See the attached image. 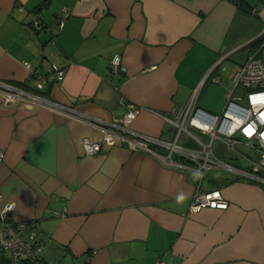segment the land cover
I'll return each mask as SVG.
<instances>
[{
    "label": "crops",
    "instance_id": "crops-1",
    "mask_svg": "<svg viewBox=\"0 0 264 264\" xmlns=\"http://www.w3.org/2000/svg\"><path fill=\"white\" fill-rule=\"evenodd\" d=\"M257 18L231 0H0V81L34 91L23 62L43 71L55 61L64 77L42 96L93 122L121 119L134 104L131 130L172 141L166 119L201 83L197 107L220 115L213 109L264 35ZM115 53L124 72L110 70ZM84 117L0 95V194L16 203L10 219L25 223L21 236L42 245L44 262L264 264V183L210 168L201 189H220L229 205L192 213L196 172L125 144L86 155L82 140L102 131Z\"/></svg>",
    "mask_w": 264,
    "mask_h": 264
},
{
    "label": "built area",
    "instance_id": "built-area-1",
    "mask_svg": "<svg viewBox=\"0 0 264 264\" xmlns=\"http://www.w3.org/2000/svg\"><path fill=\"white\" fill-rule=\"evenodd\" d=\"M34 26L41 28L40 21H35ZM23 65L31 74L34 91L0 81V95L22 106L45 107L83 121L82 117L85 115L79 110L58 104L41 95V91L49 82H59L63 79L64 68L59 63L50 62L49 67L43 71H38L28 62H23ZM110 70L112 73L125 71L117 53L110 59ZM212 80L218 83L220 77L216 75ZM232 82V87L225 93V104L220 115L214 116L197 107L202 83L197 86L178 114L172 119H166L176 128L172 141L131 130L128 125L139 112L138 106L134 104H128L125 115L112 122L96 119V123L89 117H84L91 127L102 131V139L96 141L84 138L83 152L86 155L96 154L103 144H125L130 149H141L166 165L196 172L198 182L190 198V212L197 213L205 208L226 209L229 202L221 190H202L201 181L210 168L216 167L232 172L240 178L264 183V60L255 54L250 55L235 72ZM239 88L243 92H240ZM102 125H106V128ZM182 135V139L186 141L192 137L196 146L188 147L179 143ZM201 136H204L205 140ZM216 143L233 150L238 162L235 164L220 159L215 153ZM237 145L249 148L254 155L246 154L236 148ZM175 157H179L181 161ZM2 158L3 153L0 152V162ZM15 208V202L5 201L0 194V249L9 252L10 264H49L41 259L40 243L34 242L33 238L32 241L22 238L21 231L26 228L25 223L10 219ZM155 264L166 262L160 259Z\"/></svg>",
    "mask_w": 264,
    "mask_h": 264
},
{
    "label": "rangeland",
    "instance_id": "rangeland-1",
    "mask_svg": "<svg viewBox=\"0 0 264 264\" xmlns=\"http://www.w3.org/2000/svg\"><path fill=\"white\" fill-rule=\"evenodd\" d=\"M252 6H256L257 7V11L260 13V18L261 20H259L257 18V27L258 29L261 31V30H264V4L260 5L259 4V1L258 0H247ZM258 14V13H257ZM259 15V14H258ZM260 58L262 60H264V46H262V49H261V53H260ZM233 85V82H231V87ZM230 87V88H231ZM239 91L240 92H243L242 89L239 88ZM225 104V96L222 97L220 99V101H218V103L216 104V108L213 109L215 111V114H219L221 113L222 109H223V105ZM204 108V107H203ZM202 139L205 140V137L204 136H201ZM183 138V135L181 136V140ZM190 140L192 141V137H190ZM216 145H218L217 143L214 145V148H217ZM236 148H240L241 151L245 152L246 154H250V155H254V153H252V151L249 149V148H246L244 146H240V145H237ZM215 151L218 153H222L224 154L225 157H230V156H235V153L233 150H230V149H226L224 147V145L220 144L219 145V148L218 150L215 149ZM5 257L8 258L9 257V252H5ZM9 259V258H8ZM1 264V263H0Z\"/></svg>",
    "mask_w": 264,
    "mask_h": 264
},
{
    "label": "trees",
    "instance_id": "trees-1",
    "mask_svg": "<svg viewBox=\"0 0 264 264\" xmlns=\"http://www.w3.org/2000/svg\"><path fill=\"white\" fill-rule=\"evenodd\" d=\"M236 5L238 11L240 13L250 15L252 14L253 10H256V6H252L247 0H231ZM259 4H264V0H258ZM262 46H264V35L258 38L252 45H251V54H255L256 57L260 58V53ZM261 59V58H260ZM219 76V75H218ZM222 160H226L224 156H218ZM9 258V257H8ZM5 257V252L0 249V263L1 264H10L9 259Z\"/></svg>",
    "mask_w": 264,
    "mask_h": 264
},
{
    "label": "clouds",
    "instance_id": "clouds-1",
    "mask_svg": "<svg viewBox=\"0 0 264 264\" xmlns=\"http://www.w3.org/2000/svg\"><path fill=\"white\" fill-rule=\"evenodd\" d=\"M184 199V197L183 196H181L180 198H179V201H182Z\"/></svg>",
    "mask_w": 264,
    "mask_h": 264
},
{
    "label": "water",
    "instance_id": "water-1",
    "mask_svg": "<svg viewBox=\"0 0 264 264\" xmlns=\"http://www.w3.org/2000/svg\"><path fill=\"white\" fill-rule=\"evenodd\" d=\"M203 111H204V110H203ZM205 112H207V111H205ZM208 114H210V115L214 116L212 113H209V112H208Z\"/></svg>",
    "mask_w": 264,
    "mask_h": 264
}]
</instances>
